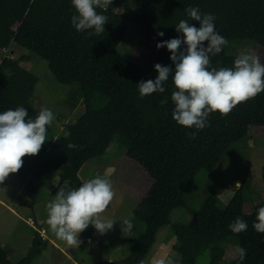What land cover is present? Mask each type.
<instances>
[{
  "label": "trees",
  "instance_id": "obj_1",
  "mask_svg": "<svg viewBox=\"0 0 264 264\" xmlns=\"http://www.w3.org/2000/svg\"><path fill=\"white\" fill-rule=\"evenodd\" d=\"M130 2L136 8L130 19L156 49L143 70L132 66L117 49L128 31L126 14L117 10L119 0H112L106 10L97 8L108 21L103 34L92 36L77 32L71 24V17L76 14L71 0H0V50L7 51L15 44L40 56L56 81L77 85L70 96L72 106L83 103V111L74 122L65 124L61 135L53 141L48 139L37 155L23 158L19 176L41 179L56 170L60 183L77 188L82 184L78 171L84 162L102 156L118 135L126 156L142 166L151 179L147 192L133 208L134 217L144 223L143 233L131 245L129 254L118 262L102 260L100 254L108 246L98 242L96 264H140L157 230L169 223L170 211L186 204V195L197 174L212 171L229 148L247 135L251 125L264 126V92L240 103L226 116L219 112L210 114V126L196 130L179 125L172 117L171 94L175 88L171 74L164 93L141 98L138 91L140 81L158 75L155 64L175 68L170 51L166 47L158 49L156 44L182 38L183 34L175 30L180 20L200 27V22L191 20L185 12L189 6L213 14L216 31L228 41L251 40L264 49V0ZM161 31L162 37L157 35ZM241 54L244 53L227 52L224 47L211 57V66L232 68ZM29 59V54L13 57L7 53L0 57V113L24 107L27 118L38 116L31 102L37 77L21 65ZM165 97L168 102L161 105ZM192 132H196L195 138H190ZM68 143L79 147L69 149ZM249 187V179L234 186L233 195L223 208L217 205V194L211 193L188 220L171 224L175 235L172 249L181 263L194 264L199 254L207 251L210 264H216L223 257V245L234 238L238 250H246V257L241 261L238 252L232 264H264V234L253 227L264 199L245 214L244 192ZM30 195L34 198L31 192ZM237 217L248 225L246 231L238 234L228 227ZM83 234L93 240L94 226L89 225ZM41 244L42 236L34 231L26 255L13 263L0 242V264H32L41 252Z\"/></svg>",
  "mask_w": 264,
  "mask_h": 264
},
{
  "label": "rangeland",
  "instance_id": "obj_2",
  "mask_svg": "<svg viewBox=\"0 0 264 264\" xmlns=\"http://www.w3.org/2000/svg\"><path fill=\"white\" fill-rule=\"evenodd\" d=\"M118 12L125 13L128 31L118 44V51L138 70H143L155 56V47L146 41L138 27L130 19L136 14V8L130 0H119ZM227 52L254 54L264 63V49L255 41L231 40L225 46ZM9 53L13 57L29 54L28 61L21 65L37 77L31 102L38 113L48 108L55 114L50 126L48 138L55 140L63 133L65 124L72 123L83 111V103L72 106L71 94L76 91V84H63L56 81L47 67V62L40 56L26 49L11 44L7 51L0 50V57ZM115 135L106 152L99 157L84 162L78 171L82 183L101 175L110 180L116 198L103 214L105 218L115 220L113 229L100 234L94 227V239L90 240L80 233L79 247H70L59 240L47 225L46 205L54 199L59 187H71L65 182L60 183L56 170L49 171L41 179H26L18 173L10 174L0 185V242L6 248L8 258L15 263L22 259L37 228L45 230L42 236L41 252L32 264H96L98 242L108 246L102 260L118 262L130 252L139 235L144 231V223L133 215V208L147 192L151 179L136 161L125 154L122 143ZM249 179L250 187L244 192V213H251L255 204L264 199V126L251 125L247 135L234 143L225 153L223 159L210 172L200 171L186 195V204L175 207L169 213V223L162 225L156 232L153 243L140 264H155L156 260L166 255L175 259L180 257L172 246L175 235L171 224L188 220L200 207L203 199L211 193L217 194V205L223 208L233 195L234 186ZM30 192L34 198L31 197ZM34 199V200H33ZM28 219H36L34 225ZM130 220L133 227L123 232L122 221ZM52 239L66 253L51 242ZM50 240V241H49ZM223 257L216 264H232L238 255L236 239L230 238L223 245ZM194 264H210L207 251L197 257Z\"/></svg>",
  "mask_w": 264,
  "mask_h": 264
},
{
  "label": "clouds",
  "instance_id": "obj_3",
  "mask_svg": "<svg viewBox=\"0 0 264 264\" xmlns=\"http://www.w3.org/2000/svg\"><path fill=\"white\" fill-rule=\"evenodd\" d=\"M76 14L71 17V24L77 32H87L88 36L101 35L105 32L108 17L98 13L97 8L107 9L112 0H71ZM191 20L200 22V27L190 25L188 20H180L176 31L183 37L160 41L156 47H166L175 65H154L158 75L155 79L140 81L138 91L143 98L153 93H164L165 84L170 74L175 90L171 94L174 103L173 119L181 126L202 130L208 126L210 114L219 112L228 115L237 105L254 99L264 92V63L254 54H241L234 60V67L219 69L211 66V57L221 53L228 40L215 29L216 17L211 13H201L198 7L185 9ZM163 36L164 33L158 32ZM205 42L207 44L205 45ZM186 47L181 48V45ZM165 97L161 105L167 104ZM24 107L6 110L0 113V185L10 174L17 173L23 166V158L37 155L48 138V128L55 120L51 109L42 108L35 119H29ZM195 138L196 132L189 133ZM79 147L68 143L67 148ZM116 198V192L109 179L97 175L69 189L59 187L55 197L46 205L47 225L55 236L70 247H79V236L89 225L98 233L105 234L113 229L114 221L104 217L109 205ZM130 220L122 221L123 232L130 231ZM234 233L247 230V222L237 217L229 224ZM254 229L264 234V206L258 208ZM243 261L246 250H238ZM155 264H176L174 258L166 255L156 260Z\"/></svg>",
  "mask_w": 264,
  "mask_h": 264
},
{
  "label": "built area",
  "instance_id": "obj_4",
  "mask_svg": "<svg viewBox=\"0 0 264 264\" xmlns=\"http://www.w3.org/2000/svg\"><path fill=\"white\" fill-rule=\"evenodd\" d=\"M27 223L30 225H34L36 223V219H28ZM36 231L39 233L40 236H43L45 233V230L43 228H37Z\"/></svg>",
  "mask_w": 264,
  "mask_h": 264
},
{
  "label": "crops",
  "instance_id": "obj_5",
  "mask_svg": "<svg viewBox=\"0 0 264 264\" xmlns=\"http://www.w3.org/2000/svg\"><path fill=\"white\" fill-rule=\"evenodd\" d=\"M26 179H29V177H26L25 180H26ZM50 240H51V242L55 245L56 248L58 247L60 250H62L64 253H66V251H65L62 247H60L59 245H57L52 239H50ZM50 240H49V241H50Z\"/></svg>",
  "mask_w": 264,
  "mask_h": 264
}]
</instances>
